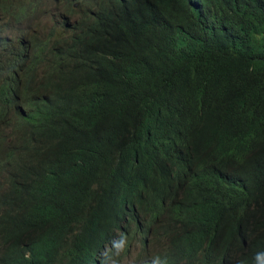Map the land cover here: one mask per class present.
Segmentation results:
<instances>
[{"label":"trees","instance_id":"obj_1","mask_svg":"<svg viewBox=\"0 0 264 264\" xmlns=\"http://www.w3.org/2000/svg\"><path fill=\"white\" fill-rule=\"evenodd\" d=\"M61 1L0 3V264H264V0Z\"/></svg>","mask_w":264,"mask_h":264},{"label":"rangeland","instance_id":"obj_2","mask_svg":"<svg viewBox=\"0 0 264 264\" xmlns=\"http://www.w3.org/2000/svg\"><path fill=\"white\" fill-rule=\"evenodd\" d=\"M23 1L24 5H28L30 2H39V5L42 10L41 14V23H34L33 25L29 26L28 24L22 25V28H28L34 33L38 35H45L47 34L53 25L58 22H62L68 15L66 12H64V2L61 0H21ZM10 0H0V3H9ZM54 2H57L59 4L56 5ZM43 9H46V15H44ZM79 16H75V19L77 20ZM1 22L2 23H7L8 20L4 17H1ZM13 26V23H12ZM141 249V250H140ZM159 253L156 249V247L151 246L148 251L142 250L140 245L134 244L130 252L124 256V264H144L143 260L147 259V255L150 254L155 255Z\"/></svg>","mask_w":264,"mask_h":264},{"label":"clouds","instance_id":"obj_3","mask_svg":"<svg viewBox=\"0 0 264 264\" xmlns=\"http://www.w3.org/2000/svg\"><path fill=\"white\" fill-rule=\"evenodd\" d=\"M84 1H85V0H77V1L75 2V7H76V9H79V7L83 5ZM134 244L140 245V247L142 248V250H144L143 244H142L140 241H139V242H135ZM134 244H133V245H134ZM151 246L156 247L157 251L160 252L158 246H157L156 243L153 241V237H151V239H150V245H149V248H150ZM131 249H132V248H131ZM124 250H125V249H124ZM148 250H149V249H148ZM148 250H146V251H148ZM144 251H145V250H144ZM129 252H130V251H127V250H126L125 252H123L122 264H124V256H126ZM157 254H158V253H157ZM157 254H156V255H157ZM150 256H151V255L148 254V255H147V259H145V260H143V261H141V262H143L144 264H149L150 260L153 259V258H152V259H148ZM152 256H153V255H152ZM154 259H155V257H154ZM101 263H102V261L99 262V264H101ZM103 264H107V263L103 262Z\"/></svg>","mask_w":264,"mask_h":264},{"label":"bare ground","instance_id":"obj_4","mask_svg":"<svg viewBox=\"0 0 264 264\" xmlns=\"http://www.w3.org/2000/svg\"><path fill=\"white\" fill-rule=\"evenodd\" d=\"M76 2V1H75ZM166 199V198H165ZM141 250V249H140Z\"/></svg>","mask_w":264,"mask_h":264}]
</instances>
